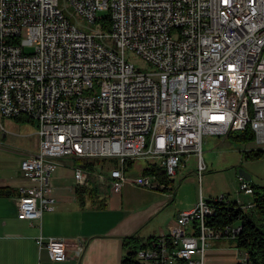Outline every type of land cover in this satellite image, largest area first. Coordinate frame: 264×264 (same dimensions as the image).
<instances>
[{
	"label": "built area",
	"instance_id": "1",
	"mask_svg": "<svg viewBox=\"0 0 264 264\" xmlns=\"http://www.w3.org/2000/svg\"><path fill=\"white\" fill-rule=\"evenodd\" d=\"M59 1L0 0V115L37 122L38 150L20 162L30 184L17 196L19 219L33 221L53 209L50 175L62 158L117 161L95 169L74 162L80 186L171 191V177L191 157L201 177L206 135L249 126L264 147V0H62L99 24L90 33L68 19ZM127 50L152 69L135 68ZM140 158L161 168L169 182L143 169L128 173L125 162ZM238 180L251 199L237 198L234 207L250 210L253 188ZM221 201L231 200L201 197L179 211L136 259L205 264L209 239H234L241 229L213 220ZM36 243L53 261L68 258L63 239L39 234ZM75 246L77 254L84 250ZM246 262L245 253L236 264Z\"/></svg>",
	"mask_w": 264,
	"mask_h": 264
},
{
	"label": "crops",
	"instance_id": "2",
	"mask_svg": "<svg viewBox=\"0 0 264 264\" xmlns=\"http://www.w3.org/2000/svg\"><path fill=\"white\" fill-rule=\"evenodd\" d=\"M36 130L8 136L2 131L0 135V189L7 191L0 194V264H120L125 252L124 237L135 234L145 241L168 230L179 213L177 205L168 203L174 196L170 190L145 189L142 195H135L139 187L124 184L115 189L108 185V191L97 189L98 194L90 199L86 197L82 205L75 195L74 162L71 170L59 168L60 162L50 175L49 195L55 199L53 209L43 211L41 217L33 221L19 219L17 196L21 187L30 184L21 174L20 162L36 154ZM134 161L126 165L128 173ZM93 185L97 186L94 183L88 186ZM39 234L66 241L68 258L51 260L46 249L36 243ZM75 244L84 245L80 254L76 253ZM216 254L214 247H209L205 252V264H217ZM235 260L239 261L237 256Z\"/></svg>",
	"mask_w": 264,
	"mask_h": 264
},
{
	"label": "rangeland",
	"instance_id": "3",
	"mask_svg": "<svg viewBox=\"0 0 264 264\" xmlns=\"http://www.w3.org/2000/svg\"><path fill=\"white\" fill-rule=\"evenodd\" d=\"M63 13L68 19L83 28L86 32H93L99 29V24L90 23L81 19L71 7H64L62 0L59 1ZM108 46L111 41L104 40ZM125 59L131 63L135 68L140 71H149L152 67L144 60L139 54L134 51H125ZM0 123L4 126V132L8 136L10 133L18 134L25 131H33L37 128V122L34 120H16L6 118L0 115ZM2 131L0 130V135ZM19 140V137H18ZM250 149H264L259 146L255 140L249 142H234L231 139L225 138L224 135H206L203 139L201 156L202 161L205 163V169L202 171L201 178H198L196 170L195 158L187 159L184 165L176 169V175L172 176L173 182L171 186L173 190L170 194L174 193L173 198L168 202L169 205H177V210L180 211L183 207H194L201 197L207 199L210 196L220 197L222 195L230 200L240 198L242 200H250V195H245L240 192L238 172L242 170L250 175V184L264 186V153L258 157L248 158L244 154V150ZM13 147V151H15ZM185 157H183L184 160ZM14 162L15 159H10ZM157 161V160H154ZM61 166L59 168L72 169L73 159L62 158ZM147 164L145 159H136L130 167L131 173L141 172L142 167ZM56 167V169L58 168ZM55 169V170H56ZM54 170V171H55ZM99 191L106 192L108 189L104 185L96 184ZM95 187V185H93ZM135 192V195H142L144 190H151L150 188H141ZM146 190V191H147ZM174 191V192H173ZM110 193V192H107ZM189 209V208H188ZM167 231V229H166ZM211 248L214 247L217 252L215 260L217 264H234L237 259L243 260L245 258V251L235 246V241L232 238H219L209 239ZM234 251V254L232 252ZM224 257H228L224 259ZM232 262V263H231Z\"/></svg>",
	"mask_w": 264,
	"mask_h": 264
},
{
	"label": "trees",
	"instance_id": "4",
	"mask_svg": "<svg viewBox=\"0 0 264 264\" xmlns=\"http://www.w3.org/2000/svg\"><path fill=\"white\" fill-rule=\"evenodd\" d=\"M16 120H31L28 117L15 118ZM234 142H249L254 140V135L249 126L242 130H231L225 136ZM248 158L258 157L264 153V149H250L243 151ZM76 162L82 164L88 169L102 168L106 162L116 164V160H107L94 158L90 160L76 159ZM132 161L125 162L129 165ZM145 173H156L161 181L166 180L165 173L161 168H157L154 164H149L143 168ZM250 184V183H249ZM253 188L254 207L250 210L243 211L240 208L234 207L235 201L218 202L216 218L213 219L217 223L237 222L241 225L240 232L234 238L235 246L242 249L247 254V264H264V186L250 184ZM7 193L6 190L0 189V194ZM97 188L88 185H77L75 187V195L80 204H84L85 198L88 199L96 196ZM155 236L147 238L142 241L138 236L130 235L123 238V247L125 249L124 255L120 264H140L136 259V252L140 249L148 247ZM239 264V263H237Z\"/></svg>",
	"mask_w": 264,
	"mask_h": 264
},
{
	"label": "water",
	"instance_id": "5",
	"mask_svg": "<svg viewBox=\"0 0 264 264\" xmlns=\"http://www.w3.org/2000/svg\"><path fill=\"white\" fill-rule=\"evenodd\" d=\"M238 175L243 177L246 181L250 180V175L242 170H239Z\"/></svg>",
	"mask_w": 264,
	"mask_h": 264
},
{
	"label": "bare ground",
	"instance_id": "6",
	"mask_svg": "<svg viewBox=\"0 0 264 264\" xmlns=\"http://www.w3.org/2000/svg\"><path fill=\"white\" fill-rule=\"evenodd\" d=\"M127 162V161H126Z\"/></svg>",
	"mask_w": 264,
	"mask_h": 264
}]
</instances>
